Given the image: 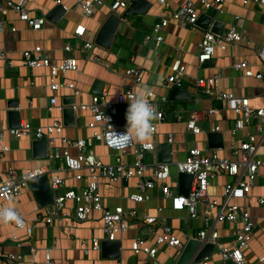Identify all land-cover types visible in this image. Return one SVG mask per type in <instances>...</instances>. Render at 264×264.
<instances>
[{"label":"crops","instance_id":"obj_1","mask_svg":"<svg viewBox=\"0 0 264 264\" xmlns=\"http://www.w3.org/2000/svg\"><path fill=\"white\" fill-rule=\"evenodd\" d=\"M8 0H2L0 7V47L5 51L6 59H0V126L10 127L8 103L12 100L18 101V110L21 112V122L29 121L34 127L48 126L55 120L63 124L62 131L54 134L59 151L68 150L72 155H77L79 150L63 141L68 139L86 138L103 127L98 123L94 127L89 124L92 114L89 111L77 110L74 125H66L64 122V110L55 108L49 112L47 106L50 97L56 95L60 104H81L91 102L92 97L97 95L93 92L97 80L103 82L102 95L112 102H116L118 95L128 89H152L155 93L154 104L158 110H164V120L153 121L157 126L155 134L149 141L157 146L169 143V135L173 134L171 178L166 180L174 192H179V180L175 162L183 160L188 149L197 144L208 154L218 153L221 156L231 158L230 144L232 140H243L248 133L256 136L259 146L257 156L264 158V119L255 118L242 130L234 132L236 114L227 108V104L207 94L203 88L197 85L200 77L219 75L218 87L225 91H232L239 96H248L251 106L264 108V79L255 76H246L245 70H237L234 64L247 60L254 73H264V60L261 59L259 51L264 47V5L253 2L244 4V0H226L223 11L214 9L204 10L200 0L195 3L200 12H207L215 19L220 20L227 31L231 25L236 23V16L245 18L241 32L248 40L235 46H229L225 50L217 48L212 59L200 65L198 60L199 42L205 31L196 25L192 27L182 21L173 18L172 12L179 8L186 0H170V8H164L159 0H147L151 6L145 13H134L122 17L120 26L114 35L110 48L96 44L95 38L105 22L112 13L110 5L113 0H105L102 6H96L92 16L83 14L76 0H63L61 4L64 12L57 15L55 10L58 5L55 0H28L26 7L33 17H43L45 22L40 29H35L28 22L22 20L17 11L6 8ZM20 1V0H13ZM131 4V3H130ZM127 8L118 10L122 15ZM163 18L168 23L161 27L163 36L158 41L154 36L146 41V35L153 33L154 26L162 22ZM84 24L87 29L85 35L77 36L75 30L78 25ZM95 43L91 50L81 52L80 47L86 41ZM71 44L73 51L65 49ZM41 45L45 54H48L52 63L56 64L67 56H75L78 59V69L69 71L59 77L60 80L74 83L75 88L63 87L57 92L49 88L50 71L48 67L34 68L33 70L24 63L23 53L26 50H34ZM181 58L185 66L182 77L183 88L187 90L188 97L181 99H170L173 85L167 81L172 72V65ZM139 68L142 72L141 86L136 82L132 74H127L128 69ZM214 91V89H212ZM168 97L164 102L162 98ZM128 105V104H127ZM215 107L217 112L210 114L209 108ZM192 110L199 111L201 119L199 126L201 132L195 134L187 131L186 123ZM126 122H120V127H125ZM219 126L222 134L223 146L213 148L210 146L208 135L215 132L214 126ZM217 132V131H216ZM37 139L34 131L29 135L16 137L8 130L4 131L3 141L9 146L7 152L0 151V182L6 178L9 168H13L20 174L42 166L47 161L53 171L65 178V183L54 194H62L68 189L77 190L85 187L89 181V173L86 169L80 171L69 170L64 160L37 158L33 152V141ZM179 143L178 149L174 148ZM97 156L107 164H114L118 151L109 147L102 141L88 145ZM52 151V147H49ZM127 164H131L135 156L127 152L122 155ZM159 159L158 150L156 154L148 152L145 162L152 163ZM160 160V159H159ZM47 162V163H48ZM169 162V161H168ZM81 173L84 178L78 179L76 175ZM153 168L148 167L144 171V178L153 177ZM233 178L228 174L216 176L209 187L212 198L223 201V187ZM103 203L106 207L124 206L127 213L137 210V216L127 214L128 228L122 232L118 239L120 245V257L113 258L105 256L102 250L92 248V239L97 237L106 240L103 230V221L100 212L83 221L73 216L56 221L54 224L46 222V206H41L31 185L25 187L21 194L8 201H2V206L11 205L25 219L26 224L32 226L33 235L28 236L25 228H18L16 224H0V255L8 253L23 255L19 264H46L45 258L49 252L54 260L60 264H144L148 258L144 253L134 254L131 249L133 239L146 237L147 245H155L156 234L161 231L163 225H170L175 234L180 238L184 236H196L204 227L205 204L199 206V217H192L187 210H174L171 201L163 192L159 183L147 191L149 200L135 202L130 195L138 191L139 177H132L128 181H111L108 177L97 175ZM250 196L264 197V169L260 170L259 176L251 186ZM234 202L246 207L254 222L255 227L248 248L244 253L254 264H264L259 260L264 256V204L258 201L250 205L248 199H237ZM49 205V204H48ZM74 210L75 203L69 202ZM155 216L156 223L148 224L144 221L145 216ZM214 223V219L211 220ZM239 222H218L217 228L220 233V241L224 246L233 247L237 237ZM14 235L17 239L14 238ZM22 246H18V242ZM35 247V252L31 251ZM156 258L149 259L151 264H176L180 254L176 248L169 245L158 246ZM3 264V263H0ZM191 264H194L193 261ZM208 264H232L231 261L222 259L218 249L211 253Z\"/></svg>","mask_w":264,"mask_h":264},{"label":"built area","instance_id":"obj_2","mask_svg":"<svg viewBox=\"0 0 264 264\" xmlns=\"http://www.w3.org/2000/svg\"><path fill=\"white\" fill-rule=\"evenodd\" d=\"M28 0L13 1L8 0L6 8H1L5 13L7 9L17 11L22 20H25L35 29L42 28L45 18L33 17L29 13L26 2ZM134 0H113L110 5L112 12L118 13V10L127 8ZM226 0H200L204 10L214 9L218 12L223 11V4ZM56 4H62L63 0H55ZM77 5L81 8L83 14L90 17L94 13L96 6L105 4V0H76ZM164 8H170V0H159ZM253 2L254 4L264 5V0H244V4ZM119 14V13H118ZM201 12L198 9L195 0H186L179 8L172 12L173 18L182 21L192 27H196L198 18ZM245 18L243 16H236V23L218 35L210 30L204 32L201 41L199 42V64H205L211 60L217 48L225 50L229 46H235L242 41L248 44L247 37L242 31ZM168 23L167 18H163L162 22L154 26L153 33L146 35V41H149L154 36L158 41L163 39L160 33L162 26ZM87 27L84 24L77 26L75 33L77 36H84ZM95 43L86 40L80 47L81 52L91 50ZM65 49L69 52L73 51L71 44H67ZM261 59L264 60V47L259 51ZM24 63L32 70L39 67H48L50 71L49 88L53 92L59 91L63 87L75 88L74 83L60 80L61 75L67 74L69 71L78 69V59L75 56H67L60 62L54 64L48 54H45L41 45H37L34 50H26L23 53ZM0 59H6L9 64L12 60H8L5 51L0 47ZM237 70H245L246 76H255L264 79V73H254L250 68L247 60H243L234 64ZM172 72L168 75L167 81L173 86L182 87V77L185 73V66L182 59L178 58L171 67ZM127 74H132L136 78V82L140 84L142 81V72L139 68L128 69ZM220 76L200 77L197 80V85L213 98L227 104V108L232 110L237 118L235 120L234 132L242 130L247 124L255 118L264 119V108L254 109L251 106L250 98L248 96H239L232 91H225L218 87ZM214 89V91H212ZM148 92V99L154 104L155 93L152 89H146ZM136 90L128 89L124 93L118 95L117 101L112 102L110 99L95 95L92 97L91 102L75 104H60L56 95L50 97L47 109L52 112L55 108L64 110L66 107H72L74 111L84 110L92 114V120L89 124L90 127L96 126L98 123H103V127L99 131H95L91 136L86 138L68 139L63 138V141L79 150L77 155H72L68 150L59 151L56 137L54 134L60 133L63 124L59 120H55L52 124L44 127H34L29 121H23L17 127L0 126V151L7 152L10 150L9 146L3 141L4 131L8 130L12 135L21 137L35 132L37 139L47 136L49 150L47 160L60 159L64 160L65 166L69 170L80 171L86 169L89 173V183L80 190L71 188L62 194H54L53 201L46 210V222L54 224L56 221L67 219L73 216L75 219L83 221L90 218L94 212H100L103 221V230L106 240H117L119 235L124 232L129 223L127 221V214L137 216L138 212L135 209L126 212L124 206L118 205L114 208L106 207L103 203V196L100 192L97 175L108 177L111 181H128L132 177H139L138 191L130 195V198L135 202H144L149 200L150 195L148 190L154 188L162 182L161 188L163 194L170 199L171 207L174 210H187L192 217H199V206L204 203V227L197 233L196 236L191 238L200 239L203 244L211 243L214 245V251L218 252L222 259L231 261L232 264H254L248 259L244 250L249 247L252 239L255 222L246 207L234 202L237 199H248L250 205H254L258 201L259 204H264V197L257 198L250 196L251 186L254 180L259 176L260 170L264 169V158L258 157L259 142L256 136L252 133L247 134V138L237 141L232 140L230 150L232 157L227 158L219 155L218 153L208 154L195 144L188 149V154L183 160L175 162L178 176L181 173H189L193 175L190 190L187 194L174 192L171 187L165 183L166 180L171 178L172 161H161L155 159L152 163L145 162L144 159L148 152L156 154L157 145L153 141H148L145 144L137 142H129L123 148L116 147L115 134L123 133L126 128L120 127L119 112L122 105L128 104L127 100L129 94H134ZM164 102L168 101V97L162 98ZM158 110V109H157ZM159 121L164 120V110H158ZM210 114H215L217 109L215 107L209 108ZM201 114L199 111L192 110L186 123L187 131L195 134L201 132L199 121ZM155 134L157 126L153 124ZM214 129L219 131V126L215 125ZM169 143L174 140L173 134L169 135ZM102 141L109 147L117 150L119 153L116 156L114 164H107L103 162L92 149H87L88 145L94 142ZM130 152L135 156L131 164L124 162L122 155ZM48 162V161H47ZM44 163L42 166L33 170L25 171L20 174L16 173L13 168H9L6 178L0 182V207H3L1 202L8 201L21 194L22 190L29 186L33 179H29L31 173L38 172L36 178L47 175L49 184L52 191L57 190L62 184L65 183L58 171H53L50 163ZM153 168V177L150 179L144 178V171L148 168ZM228 174L233 178L223 187V201L220 202L216 198H212L209 193V187L212 180L219 174ZM78 179H83L81 173L76 175ZM69 202H74V210L69 206ZM22 217V216H21ZM23 218V217H22ZM214 219V223L211 220ZM23 225L17 226L18 228H25L29 237L33 235V228L26 224L23 218ZM144 221L148 224H154L157 221L155 216H145ZM239 222L240 227L237 230V237L233 247L224 246L220 241V233L217 228L218 222ZM155 245H147L146 237H137L131 243V249L134 254L144 253L148 258L144 264H151L149 259H154L157 256L160 245H169L176 248L178 254L184 249L186 242L190 236L180 238L175 234L174 229L170 225H163L161 231L156 234ZM14 238L17 237L14 235ZM101 239L94 237L92 239V248L94 250L101 249ZM23 243L18 242V246ZM264 248V243H263ZM36 248L31 246V251L35 252ZM213 251V252H214ZM208 257L198 261H193L194 264H208ZM239 257V259H237ZM23 259V255L16 253H8L5 256L0 255V263L3 264H19ZM259 260L264 262V256H260ZM46 264H60L54 260L52 255L47 252L45 258ZM117 264H123L121 261Z\"/></svg>","mask_w":264,"mask_h":264},{"label":"water","instance_id":"obj_3","mask_svg":"<svg viewBox=\"0 0 264 264\" xmlns=\"http://www.w3.org/2000/svg\"><path fill=\"white\" fill-rule=\"evenodd\" d=\"M2 5V0H0V7ZM151 6L150 2L147 0H134L126 9V11L119 15L116 12H112L105 22L99 29L95 42L106 48H110L112 45L114 35L117 32L122 17L129 16L134 13H145ZM57 15L64 12V7L60 4L55 10ZM197 25L204 28L205 30H210L218 35H222L225 26L224 24L215 19L211 14L207 12H202L198 18ZM93 92L97 95H102L103 82L97 80L94 84ZM188 97L187 90L183 87L174 86L170 99H181ZM66 103V102H65ZM67 104V103H66ZM70 104V103H69ZM18 101L12 100L8 103L10 108L8 112L9 125L11 127H17L20 125L21 112L18 110ZM129 105L125 104L120 107L119 118L120 121L126 122L125 113ZM64 122L66 125H74L76 121V113L72 107H66L63 111ZM210 146L213 148H220L223 146L222 134L220 132H211L208 135ZM159 159L161 161H172V145L170 143H162L157 146ZM33 152L34 156L37 158H46L49 152V144L47 136H44L33 141ZM179 180V192L187 194L190 190L191 183L193 181V175L189 173H181L178 177ZM31 187L35 191L38 202L41 206H46L53 201V191L51 190L49 184V178L47 175H43L36 179H33L30 183ZM120 241L119 240H103L101 243V250L103 255L119 258L120 257ZM214 245L211 243L203 244L200 239L190 238L180 253L176 264H191L192 261H198L205 257H208L213 253Z\"/></svg>","mask_w":264,"mask_h":264},{"label":"clouds","instance_id":"obj_4","mask_svg":"<svg viewBox=\"0 0 264 264\" xmlns=\"http://www.w3.org/2000/svg\"><path fill=\"white\" fill-rule=\"evenodd\" d=\"M148 92L139 89L134 94H129V106L126 109V131L115 134L116 147L123 148L129 142L147 143L154 132L153 121L159 119V112L155 104L148 99ZM38 172H33L28 177L36 179ZM14 223L22 226L24 221L18 211L11 205L0 207V224ZM239 259V257H237Z\"/></svg>","mask_w":264,"mask_h":264},{"label":"rangeland","instance_id":"obj_5","mask_svg":"<svg viewBox=\"0 0 264 264\" xmlns=\"http://www.w3.org/2000/svg\"><path fill=\"white\" fill-rule=\"evenodd\" d=\"M178 147H179V143L176 142L175 145H174V148H175V149H178Z\"/></svg>","mask_w":264,"mask_h":264}]
</instances>
